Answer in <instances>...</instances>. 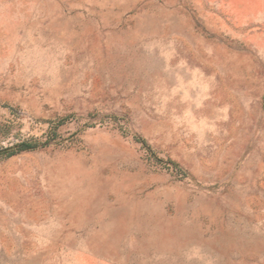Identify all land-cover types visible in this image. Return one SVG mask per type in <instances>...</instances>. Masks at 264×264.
Wrapping results in <instances>:
<instances>
[{"label":"rangeland","instance_id":"rangeland-1","mask_svg":"<svg viewBox=\"0 0 264 264\" xmlns=\"http://www.w3.org/2000/svg\"><path fill=\"white\" fill-rule=\"evenodd\" d=\"M0 264H264V0H0Z\"/></svg>","mask_w":264,"mask_h":264}]
</instances>
